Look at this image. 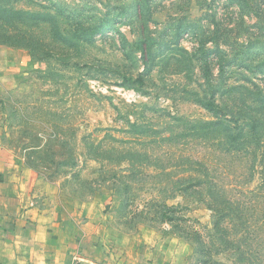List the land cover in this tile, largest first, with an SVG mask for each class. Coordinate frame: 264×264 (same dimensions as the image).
Here are the masks:
<instances>
[{
  "label": "rangeland",
  "instance_id": "obj_1",
  "mask_svg": "<svg viewBox=\"0 0 264 264\" xmlns=\"http://www.w3.org/2000/svg\"><path fill=\"white\" fill-rule=\"evenodd\" d=\"M207 99L231 127L254 115L257 134L225 150ZM0 146L42 199L165 264L203 263L161 214L213 235L204 194L179 190L192 162L241 205L264 259V0H0Z\"/></svg>",
  "mask_w": 264,
  "mask_h": 264
},
{
  "label": "crops",
  "instance_id": "obj_2",
  "mask_svg": "<svg viewBox=\"0 0 264 264\" xmlns=\"http://www.w3.org/2000/svg\"><path fill=\"white\" fill-rule=\"evenodd\" d=\"M40 185L19 157L0 146V264L165 262L160 249L152 253L143 243L121 248L118 240L123 235L88 230L91 220L70 215L62 204L42 199Z\"/></svg>",
  "mask_w": 264,
  "mask_h": 264
},
{
  "label": "trees",
  "instance_id": "obj_3",
  "mask_svg": "<svg viewBox=\"0 0 264 264\" xmlns=\"http://www.w3.org/2000/svg\"><path fill=\"white\" fill-rule=\"evenodd\" d=\"M97 25L96 30H102ZM205 54L207 51L204 52ZM140 80V77L137 78ZM208 111L216 114V119L205 122L206 125L212 129L213 127H220L225 125L228 131V136L222 140V144L227 146L225 150H232L235 145L233 142H238L241 137L255 136L256 127L252 125L249 127V121L252 120L254 115H248L245 119L246 127L237 126L239 120L234 119L233 113H230V119L235 123L233 127L228 125V120L222 119L217 111V105H215L213 99H207L201 103ZM225 115V113H223ZM248 121V123H247ZM230 122V121H229ZM255 122V120H254ZM204 127V126H203ZM235 127V128H234ZM245 133H243L244 129ZM232 133L234 135L232 136ZM172 162V163H171ZM165 165L167 167H177L184 168V162L178 163L177 161H171ZM198 164V161H195ZM170 164V165H169ZM157 167L156 163L151 164ZM134 163H130V167H133ZM189 169H186V173L183 177L177 179L178 186L182 192H188L189 194L196 193L199 196L204 194L203 200L207 207L212 210V229L213 235L210 240L204 241L200 236L198 231L192 232L191 236L186 235L180 225H173V217L169 214H161L157 218L162 222L170 224L171 228L178 229L176 234L178 237H182L187 242L194 243V251L197 254L198 260L202 261L203 264H226L225 261H219L213 254L224 253L226 254V260L230 261V264H264V259L260 253L258 236L256 235L255 224L252 223L247 215L243 213L242 207L237 200L233 197H229L227 192L219 187L213 180L208 177L205 178L203 171H199L197 168L193 167L192 162L187 163ZM190 172V173H187ZM192 173H197V176L192 175ZM164 209H172L171 206L164 205ZM136 216V215H135ZM177 220H183L182 217L177 218ZM194 241V242H193ZM213 250V252H212ZM213 253V254H212ZM201 254V255H200ZM203 254H207L203 256Z\"/></svg>",
  "mask_w": 264,
  "mask_h": 264
}]
</instances>
